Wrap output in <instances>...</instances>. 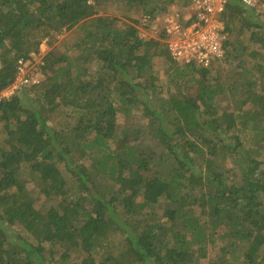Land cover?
<instances>
[{
	"label": "trees",
	"instance_id": "trees-1",
	"mask_svg": "<svg viewBox=\"0 0 264 264\" xmlns=\"http://www.w3.org/2000/svg\"><path fill=\"white\" fill-rule=\"evenodd\" d=\"M172 2L0 0V93L63 36L0 99V264H264V18L227 0L180 68L137 28Z\"/></svg>",
	"mask_w": 264,
	"mask_h": 264
},
{
	"label": "built area",
	"instance_id": "built-area-1",
	"mask_svg": "<svg viewBox=\"0 0 264 264\" xmlns=\"http://www.w3.org/2000/svg\"><path fill=\"white\" fill-rule=\"evenodd\" d=\"M246 7L258 9L264 6V0H238ZM227 0H192L185 12L173 14L166 20L163 32L171 58L179 66L198 65L206 68L214 60L225 57L222 48L225 39L221 15ZM182 22H185L184 24ZM22 68L14 82V89L29 82L22 76ZM38 82V81H37ZM36 81L31 84L37 83ZM18 85V86H17Z\"/></svg>",
	"mask_w": 264,
	"mask_h": 264
},
{
	"label": "rangeland",
	"instance_id": "rangeland-1",
	"mask_svg": "<svg viewBox=\"0 0 264 264\" xmlns=\"http://www.w3.org/2000/svg\"><path fill=\"white\" fill-rule=\"evenodd\" d=\"M182 5H183L182 0H173L172 4L167 7V10L164 13H161L155 19L149 20L150 22L142 23L143 26H140L139 23H137V28L139 30V36L144 38V39H149V38L156 39V38H158V34H156L155 32H152L150 28L151 27H154V28L158 27L157 30H159V32L160 31L162 32L166 20L169 19L176 12L181 13V11H183ZM257 13L261 16L260 19H263L264 18V6H261L258 9ZM141 18L142 17H136V20L139 22L141 20ZM121 21H124V20L121 19ZM127 22H129V20H127ZM62 37L63 36H58V37L56 36V40H55L56 42L53 44L52 47H49V45H50L49 44V38H46L45 40H43L42 43L40 44V47H39L40 53L32 55V59L23 65V68H22L23 72L21 73V75L27 76L29 78V82L25 85L19 84V83H23V82H18L17 84L20 86L17 89L13 88L14 85L10 86L8 89H6L2 93H0V99H2V98L9 99L10 96L13 95L16 91H18L17 93L21 94L22 92H24V90L26 88H28L31 85V82L39 81L42 78V75L40 72V65H42L41 59L45 56V54L49 51L50 48H54L55 46H57V44L59 43V40H61ZM154 61H155L154 62L155 66H158V67L160 66V67H162V69L165 68L166 64H165L164 60L155 59ZM183 67H185V66H180V68H183ZM185 74H188V73H185ZM250 138H251L250 133H246L242 136V141L245 142L244 146L249 145L248 141ZM231 166H232V162L230 161L227 164V168H230ZM158 213L161 214V209H158ZM11 229L14 232H17L16 230H18L14 227H11ZM120 239H121V237L118 235L113 236V237H111V243H116ZM78 258H79V260H78L79 264L82 263L83 257L78 256ZM46 264H59V263L58 262H55V263H50V262L48 263L47 262Z\"/></svg>",
	"mask_w": 264,
	"mask_h": 264
},
{
	"label": "clouds",
	"instance_id": "clouds-1",
	"mask_svg": "<svg viewBox=\"0 0 264 264\" xmlns=\"http://www.w3.org/2000/svg\"><path fill=\"white\" fill-rule=\"evenodd\" d=\"M182 12V11H181ZM194 65V64H193Z\"/></svg>",
	"mask_w": 264,
	"mask_h": 264
}]
</instances>
